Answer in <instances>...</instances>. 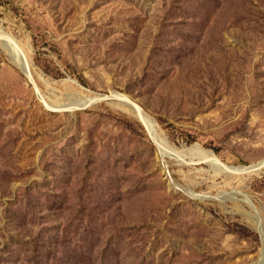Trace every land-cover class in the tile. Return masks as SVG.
Returning a JSON list of instances; mask_svg holds the SVG:
<instances>
[{
  "label": "rangeland",
  "instance_id": "obj_1",
  "mask_svg": "<svg viewBox=\"0 0 264 264\" xmlns=\"http://www.w3.org/2000/svg\"><path fill=\"white\" fill-rule=\"evenodd\" d=\"M0 32V264H264V0H0Z\"/></svg>",
  "mask_w": 264,
  "mask_h": 264
},
{
  "label": "bare ground",
  "instance_id": "obj_2",
  "mask_svg": "<svg viewBox=\"0 0 264 264\" xmlns=\"http://www.w3.org/2000/svg\"><path fill=\"white\" fill-rule=\"evenodd\" d=\"M0 40H4L5 42L7 41L8 44L7 43L6 44L10 45V47L17 53L16 57H18V59H20V61H22V64H23L24 58H22L21 54L18 52L17 46H15L10 40L5 39V35L3 32H0ZM116 95L117 97L120 98V101L123 104L127 105L132 110V112L146 125L147 129L151 132L152 136L154 137V140L156 141V143L161 147V149L165 153H167L171 157L172 156L176 157L178 154L184 155V156H186L187 154H190V155L196 156L199 161L207 162L213 168H216L217 171L219 170L228 171L229 170L232 172L239 173L242 170L247 168L245 166H235V165H229L225 163L214 150L208 149L200 143H195L193 145H187V146H184L183 148L172 146V145L168 146L165 143L163 136H161L158 133L157 125L154 123V119L150 114H148L140 105H138L133 100H131L127 94L122 93V92H117ZM97 97L101 98L103 97V95H98ZM258 165L259 166L264 165V159L261 162H259ZM250 219H252L253 221H256L257 225L260 224V219L258 215L251 214ZM260 227H261V224H260ZM262 257H264V249H262L261 251V259ZM261 259H259L260 263H261Z\"/></svg>",
  "mask_w": 264,
  "mask_h": 264
},
{
  "label": "water",
  "instance_id": "obj_3",
  "mask_svg": "<svg viewBox=\"0 0 264 264\" xmlns=\"http://www.w3.org/2000/svg\"><path fill=\"white\" fill-rule=\"evenodd\" d=\"M4 45L7 47V44L6 43H4ZM8 48V47H7ZM24 62H23V64L21 65V67H22V69H23V71L25 72V74H27V75H31V71H30V66L27 64V61L24 59L23 60ZM111 99H115L113 96H111ZM97 101H100V99H98V100H96L95 102H97ZM121 102V101H120ZM92 103H94V102H92ZM91 103V104H92ZM122 103V102H121ZM90 104V105H91ZM85 108H86V106H84ZM83 107V108H84ZM88 107V106H87ZM148 112V111H147ZM151 115V114H150ZM153 117V116H152ZM153 119H154V123L157 125V120H156V118H154L153 117Z\"/></svg>",
  "mask_w": 264,
  "mask_h": 264
}]
</instances>
